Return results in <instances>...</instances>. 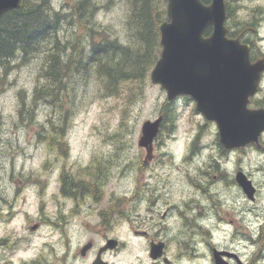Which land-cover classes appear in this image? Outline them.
Returning a JSON list of instances; mask_svg holds the SVG:
<instances>
[{"label":"rangeland","instance_id":"obj_1","mask_svg":"<svg viewBox=\"0 0 264 264\" xmlns=\"http://www.w3.org/2000/svg\"><path fill=\"white\" fill-rule=\"evenodd\" d=\"M76 1L49 0L52 11H59L61 17L67 15L58 25L60 50L61 43L76 38L83 47L91 38H124V0H89L95 6L90 20L70 18ZM241 3L230 2L237 7L234 16H227V25L233 19L245 22L250 9V20L261 11L263 17L256 21L261 22L259 34L263 37L264 0ZM260 43L264 47V40ZM20 55L15 52L8 60L14 65L0 83V205H19L14 206L19 210L14 219L12 214L2 216L13 219L7 230H21L35 245L45 241L55 245L58 252L54 243L58 235L55 238L52 234L53 228L42 227L34 233L29 227L37 219L48 223L49 219L66 218L65 241L77 264H89L94 259L106 234L120 242L117 249L105 254L107 259L116 264H148L147 239L134 236V229L151 233L165 225L169 234L172 228L187 227L194 230L195 249L190 243L186 247L188 254L196 253L193 264H213V245L235 251L241 264H264V250H260L264 241V148H237L225 156L216 124L196 111L192 98L178 96L172 101H176L175 129L160 128L148 152L138 144L141 125L158 117L167 101L165 91L149 80V73L136 103L130 98L131 83L123 84L114 95L101 94L92 81L87 83V93L85 84L83 92L76 88L71 103L66 91V95L51 96L46 101L43 97L33 99L34 88L44 80L42 52L29 53L18 62ZM131 103L127 125L119 129L121 110ZM56 124L63 130L61 146L57 147L44 141V135ZM195 137L197 141L192 143ZM260 139L264 141V133ZM97 166L104 174L97 176L100 184L96 193L97 187L87 184L91 179L87 173ZM238 170L257 189L254 199H249L235 181ZM60 176L84 184L75 187L83 192L66 194ZM173 205L180 210H172ZM164 212L167 214L162 216ZM201 214L207 218L197 221ZM5 228L6 224L0 225V230ZM11 240L8 238L0 249V264H6L7 252L15 262L30 255L13 251ZM87 241H92L94 248L80 256L79 249ZM182 264L188 262L182 260Z\"/></svg>","mask_w":264,"mask_h":264},{"label":"water","instance_id":"obj_2","mask_svg":"<svg viewBox=\"0 0 264 264\" xmlns=\"http://www.w3.org/2000/svg\"><path fill=\"white\" fill-rule=\"evenodd\" d=\"M21 0H0V14L17 8ZM167 20L159 23L161 51L149 73L151 83L159 84L168 101L179 95H189L206 120L214 121L218 140L225 149L258 143L264 131V108H249V97L257 91L262 59L249 60V45L240 35L227 36L225 0H167ZM211 26L210 33L203 35ZM162 116L145 120L141 125L140 146L150 151ZM235 181L248 198L253 199L255 188L242 171ZM117 244L114 239L99 249L92 264H107L100 253ZM90 247L85 244L81 253ZM161 244L154 246L151 256L160 254ZM229 251L213 249L215 264H229L222 255Z\"/></svg>","mask_w":264,"mask_h":264},{"label":"trees","instance_id":"obj_3","mask_svg":"<svg viewBox=\"0 0 264 264\" xmlns=\"http://www.w3.org/2000/svg\"><path fill=\"white\" fill-rule=\"evenodd\" d=\"M202 1L209 2V0ZM124 2L127 11L124 38L106 36L100 40L91 38L85 47L81 46L80 38H76L74 41L66 40L65 43H61L62 50L58 48L60 42L57 38L58 25L60 18H65L67 15L61 17L59 11H52L49 0H39L36 8H33L30 2H25L16 12L7 13L6 42L4 44L0 39V48L4 45L8 60L15 52L21 54L17 58L18 62L24 60L29 53L42 52L43 54L42 77L44 80L34 88L33 99L43 97L48 101L51 96L59 98L62 94L66 95V91L70 94L71 103L75 98L76 88H81L83 92L85 84L87 93V83L92 81L96 82L101 94L114 95L119 93L123 84L131 83L130 86H133L134 91H131L130 98L133 102L135 101L134 103L138 101L148 73L161 50L158 25L167 19L166 0H124ZM93 7H95L94 2L77 0L70 12V18L77 16L81 20H90ZM226 10L229 18L234 16L236 7L226 0ZM227 27L229 28L228 36H234L243 30L244 25L242 21L233 19L232 24ZM209 31L210 27L204 34H208ZM86 35L92 37L90 33ZM9 67L8 61L7 68ZM175 102L165 101L161 107V129L168 131L175 129ZM132 105L133 103L121 110L123 113L119 118V129L127 125L129 116L127 108H131ZM52 132L56 138L62 136V132H59L55 126ZM52 132L44 136H54ZM196 141L197 137L192 143ZM87 174L91 178L87 184L97 187V193L100 184L97 176L104 174V171L97 166L95 169H89ZM79 180L76 182L81 183ZM62 183L63 191L66 193L83 192L76 191L77 183L74 184L70 179L66 180L65 176L62 178ZM81 185L85 186L81 183L77 185V188Z\"/></svg>","mask_w":264,"mask_h":264},{"label":"flooded vegetation","instance_id":"obj_4","mask_svg":"<svg viewBox=\"0 0 264 264\" xmlns=\"http://www.w3.org/2000/svg\"><path fill=\"white\" fill-rule=\"evenodd\" d=\"M229 1V0H228ZM233 0H230L232 2ZM25 2H30L33 6V8L37 7V4L39 3V0H21V5L17 8H12L6 11H3L0 14V39L3 40V43L5 44L6 42V33H7V13L9 12H16L19 10ZM245 15V19L242 23L244 25L243 30L239 31L235 35H240V41L247 43L249 45V54H250V62H255L257 59L261 58L262 59V64H264V47L262 46V43H260L262 40H264V36L261 37L259 34V29H260V24L259 22L260 18L263 17V14H255L251 20L249 19V15L251 12V9L248 11ZM259 15V16H258ZM257 18L259 19L258 21ZM259 41H256L258 40ZM4 46V45H3ZM1 45L0 48V78L4 76L5 70H6V65L8 61V55L6 52V49L3 48ZM248 107L251 108H264V70L261 72L259 83H258V88L257 92H255L254 95L250 97V101L248 104ZM52 132V130H51ZM53 133V132H52ZM264 132H262L263 134ZM54 135V133H53ZM46 139L44 140L47 144L55 146L52 141L54 140L53 136H48L45 137ZM261 135L259 137L258 143H250L245 145L244 147H241V150H245L247 147L254 148V149H260L264 148V141L260 139ZM56 147V146H55ZM240 149V148H239ZM232 150H223L222 153L226 156V154H229ZM220 162L219 160L216 161V163ZM239 171V170H238ZM242 171V170H240ZM247 177V176H246ZM248 178V177H247ZM235 179V178H234ZM251 180V179H250ZM60 182H62V176H60ZM256 188L255 192L256 193ZM243 191V190H242ZM62 193V189L60 191ZM244 192V191H243ZM66 193V192H65ZM68 194V193H66ZM245 194V193H244ZM246 195V194H245ZM64 196H67L64 194ZM247 196V195H246ZM255 197L253 196V199ZM4 206H7L11 208L10 211L7 210V207L4 209ZM14 206L19 205H0V225L3 226L6 224V228L2 231L0 230V249L5 247V243L7 242L8 238H11V246L13 247V251L18 252H24L27 254H30L29 256H20L18 261L15 262L14 258L9 255V253H5L6 257V264H77V257L75 255L71 254V251L69 250V244L66 243L65 238H66V230L64 229V226L67 224L66 218L59 219L58 221H54L52 219L47 221L45 220H40L37 219L35 223H33L30 227V231H34V233H37L42 227H48L49 229H52V234L55 236L58 235V239L55 240V244L60 249V251L57 252V249L55 245L53 244H47L48 242L39 241L38 246L35 245L34 248L29 246L30 243H34V240L31 238V236L24 235L22 231L20 232L11 229L7 230L8 226H10L12 220L14 219V216L19 212V210L15 211ZM23 207V205H22ZM4 209V210H3ZM172 210L178 209L175 205L171 207ZM3 210V211H2ZM191 213L193 212V209H191ZM168 211H171L168 209ZM174 212V211H173ZM175 213V212H174ZM8 214H12L11 218L13 219H4L2 216H6ZM20 214H22L20 212ZM167 212H164L162 216L166 215ZM23 215V214H22ZM182 221V220H181ZM160 224V223H158ZM162 224V223H161ZM158 227L159 229H156L155 231H150L151 233L148 232V230H133L134 236L139 235L143 236L144 238L147 239L148 245H147V252H148V264H182V260H186L188 264H193L192 260L194 259H188L186 256L188 255V251L186 250L187 243L184 241V238L187 237L186 234L183 232L181 227H176L172 228L170 230V233L168 234L167 229H165V225ZM184 227V226H183ZM20 228L22 230L24 229V224L20 225ZM159 231V232H158ZM163 232V234H162ZM33 233V232H32ZM64 236V237H63ZM103 242L98 246L97 251L95 253L94 259L90 261L89 264H92L93 261L96 259L99 253V249L103 247L106 243L107 240L109 239H114L117 241V244L113 248L106 249L100 253V258L105 261L107 264H116L113 263V261L107 259L105 257V254L110 251H114L115 249L118 248V245L120 244L119 239L113 237L112 235L106 234L103 237ZM90 244V247L84 252V254L81 253V249L85 244ZM28 244V245H27ZM161 244L160 248V254L157 256L153 257L151 256V252L153 251L154 246ZM49 246V250H47V247ZM93 243L92 241H87L84 243L80 249H79V255L80 256H85V254L89 251L92 250ZM221 250V251H229L232 252L233 250L228 248V247H219L216 245H213L211 247V253L213 252V249ZM56 249V250H55ZM175 249V252L171 254V251ZM49 251L51 253H49ZM236 253L235 251H233ZM75 257V258H74ZM196 257V255L194 256ZM222 257L229 262V264H241V260L239 261V257L237 255L236 257L233 256H227L226 254H223ZM42 258V261L40 259ZM2 259V258H1ZM240 262V263H239ZM134 264V263H132ZM214 264V262H213Z\"/></svg>","mask_w":264,"mask_h":264},{"label":"bare ground","instance_id":"obj_5","mask_svg":"<svg viewBox=\"0 0 264 264\" xmlns=\"http://www.w3.org/2000/svg\"><path fill=\"white\" fill-rule=\"evenodd\" d=\"M242 1H244V0H240V6H242L243 4L241 3ZM247 1H249V0H247ZM236 7H237V5H236ZM259 7V6H258ZM260 13H262L261 11H260ZM259 13V14H260ZM14 65V63H10V66L11 65ZM7 65H6V70H5V74H4V76H2L1 78H0V83H2L3 82V80H5L6 78H7ZM59 125L58 124H56L55 125V127H58ZM60 127V126H59ZM58 127V131L59 132H62L63 130H62V127H61V129ZM54 140L52 141V143L57 147V146H61V136L59 137V138H56V136H55V134H54ZM58 149H61V148H59L58 147ZM203 197V196H202ZM140 198V197H139ZM155 198L158 200L159 199V196H158V192L156 193L155 192ZM204 198V197H203ZM220 201V200H219ZM176 210L178 211V210H180V209H175V212H176ZM201 211H203V210H201ZM200 216V215H199ZM207 217H206V215L205 214H201V218H197L196 220L198 221V220H204V219H206ZM185 225V224H184ZM183 232L186 234V236H187V240L188 241H186V243L188 244V243H190L189 244V247L190 248H193V249H195L194 248V241H195V239H194V230H190L189 228H187V227H184L183 229ZM29 244V246L30 247H32V248H34L35 247V244L34 243H28ZM27 244V245H28ZM260 250H264V241H263V243L260 245ZM194 254H196L194 251H191L187 256H186V258H190V259H193V255Z\"/></svg>","mask_w":264,"mask_h":264}]
</instances>
